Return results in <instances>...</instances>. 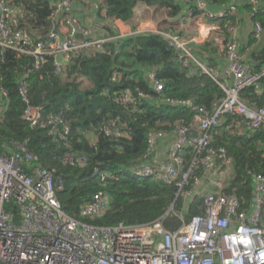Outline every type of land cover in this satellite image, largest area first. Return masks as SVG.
<instances>
[{"label":"built area","instance_id":"obj_1","mask_svg":"<svg viewBox=\"0 0 264 264\" xmlns=\"http://www.w3.org/2000/svg\"><path fill=\"white\" fill-rule=\"evenodd\" d=\"M81 1H52V27L46 41H42L19 27L17 8L11 0H0V49L32 57L33 65L26 75L38 71L52 58L55 72L65 77L67 65L76 56H90L101 52L106 44L127 38L119 33L118 24L123 22L107 17L104 0L94 4L100 24L81 25L73 16L74 5ZM179 1L193 7H184L187 20L234 19L227 28V40L219 38L224 42V63L220 68L210 60L200 61L192 56L189 46L198 42L197 37L159 34L175 53L174 62L182 66L186 78L204 75L216 84L222 96L208 108L191 99L165 96L164 84L152 68L145 73L152 95L126 87L112 100L130 109L148 100L156 106L190 112L189 123L176 121L168 130L151 131L142 155L126 168L138 180L150 179L175 189V198L182 205L178 212L171 206L163 218L174 214L182 221L181 226L169 231L161 219L140 225L121 222L109 227L87 223L85 220L99 219L110 209L111 199L102 191L80 207L79 219H73L62 211L56 198L63 188L62 177L36 165L25 142H12L9 153L0 151V264H264V175L252 170L244 172L251 186L247 201L234 193L227 194L229 177L233 175L232 159L224 147L214 145V132L220 128L238 139L264 130V66L254 71L244 61L236 36L239 8H244L253 20L261 0H228L225 8L208 14L206 0ZM193 11L199 15L194 17ZM263 32L264 27L253 22L255 42ZM119 76L114 74L113 79ZM247 89L254 90L261 105L242 97ZM0 94L6 97L4 91L0 90ZM18 94L24 105L22 119L30 128L46 130L48 136L64 144L70 142L69 124L62 112L43 115L41 107L31 104L24 82L18 85ZM228 117L241 120L226 126ZM123 130L124 125L117 119L104 122L100 129L106 137L117 139L125 137ZM188 132L194 137H187ZM84 135L93 146V134ZM160 143H164V148L159 147ZM62 164L83 169L89 158L84 153H67ZM94 174L100 186L113 178L108 167L94 169ZM194 199L201 200V214L185 221L183 215L190 211ZM9 205L16 208L17 214L10 212Z\"/></svg>","mask_w":264,"mask_h":264},{"label":"trees","instance_id":"obj_2","mask_svg":"<svg viewBox=\"0 0 264 264\" xmlns=\"http://www.w3.org/2000/svg\"><path fill=\"white\" fill-rule=\"evenodd\" d=\"M11 1L21 10L19 27L33 38L46 41L52 27L49 16L53 0ZM206 2L226 7L228 0ZM261 2L263 6L259 7L252 21L264 27V0ZM104 4L107 17L122 22L132 18L138 4L165 9L171 17L184 7L186 10L193 9L192 5L181 4L179 0H104ZM192 13L194 17L198 15L195 11ZM212 22L226 41L227 28L234 24V19ZM254 42L252 39L251 43ZM211 44H208L210 48H205V52L207 59L215 65L217 49ZM249 57L254 61L250 65L254 71H258L264 66V47L249 54ZM174 59L175 53L162 36L153 33L133 35L106 44L101 52L90 56H76L67 65L65 77L55 72L52 58L47 59L38 71L26 75V70L33 65V58L0 49V90L6 93V97L0 94V106L4 109L0 116V151L9 153L12 142H25L36 158V165L53 170L62 177L63 188L56 193V198L62 211L73 219H79L80 207L89 202L96 192L102 191L111 199L110 209L99 219L85 220L87 223L109 227L121 222L140 225L161 219L165 229L177 230L182 224L179 217L169 214L163 218L171 206L174 212H178L182 205L175 198V189L150 179L138 180L126 168L142 155L151 131L168 130L176 121L189 123L191 114L187 109L156 106L148 100H143L136 109L125 108L112 100L126 87L152 95L145 77L146 71L152 68L156 69L158 79L164 84L165 96L191 99L195 104L207 108L222 96L221 90L208 77L186 78L185 70ZM114 74L120 76L114 80ZM21 82L27 85L31 104L41 107L43 115L64 114L71 132L68 144L48 136L46 130L30 128L22 119L24 105L18 94ZM262 86L264 88V78ZM241 95L258 105L262 103L253 89H247ZM116 119L124 125L125 137H106L100 131L102 124ZM240 120L239 117H228L226 126ZM84 133L93 134V146ZM214 133V145L224 147L233 164V175L225 192L234 193L242 201H247L251 186L246 182L244 172L252 170L264 175V130L241 139L230 135L225 128ZM67 153H84L89 158V164L83 169L63 165L62 158ZM104 167L109 168L113 178L100 186L94 169L102 170ZM200 205L201 200L194 199L190 211L183 215L184 220L201 214ZM8 208L11 213L17 214L15 207L9 205Z\"/></svg>","mask_w":264,"mask_h":264},{"label":"crops","instance_id":"obj_3","mask_svg":"<svg viewBox=\"0 0 264 264\" xmlns=\"http://www.w3.org/2000/svg\"><path fill=\"white\" fill-rule=\"evenodd\" d=\"M263 1V0H261ZM97 0H82L74 5L73 16L83 26H89L87 24L96 23L100 24L99 18L95 17L94 4ZM263 6V2H261ZM17 8V17L22 18L20 8ZM225 8L223 4H216L206 2L205 12H217L220 9ZM186 10L183 8L176 16H168V11L165 9H159L155 7H148L144 4H138L134 10L133 15L127 22L119 23L120 34L125 37L138 34H162V33H176L180 36L190 39L197 37L198 42L190 44V50L192 56L200 61H209L205 52V48H210L209 43L212 45H218L221 34L216 31V24L211 21L195 22L193 20L186 19ZM199 15V14H198ZM238 29L236 36L239 39L240 47L239 51L247 63H254L253 59L249 57V54L257 52L263 46L264 32L258 42L251 43L253 33V21L249 18L244 8H239L238 13ZM89 18V19H88ZM89 21V22H88ZM165 25V28L162 26ZM91 27V26H90ZM99 27V26H98ZM203 31V33H202ZM99 35L102 34V29H98ZM252 38V39H251ZM208 46V47H207ZM217 59L215 60L216 67H221L224 63V59L217 51ZM57 60L63 63L62 57H58ZM1 99V96H0ZM4 110L0 106V111ZM160 148H164V143L159 144ZM230 179V178H229ZM201 210V208H200Z\"/></svg>","mask_w":264,"mask_h":264},{"label":"rangeland","instance_id":"obj_4","mask_svg":"<svg viewBox=\"0 0 264 264\" xmlns=\"http://www.w3.org/2000/svg\"><path fill=\"white\" fill-rule=\"evenodd\" d=\"M162 28H165V25H163ZM218 43H219L218 45H215V43H214V47L217 49V51H218V53L220 54V56H222V55H223L224 42H223L222 40L219 39ZM263 47H264V39H263V46H262V48H263ZM87 85H88V84H86V86H87ZM86 86H85V87H86ZM3 111H4V110H1V111H0V116L2 115ZM230 177H231V176H230ZM230 177H229V178H230Z\"/></svg>","mask_w":264,"mask_h":264},{"label":"water","instance_id":"obj_5","mask_svg":"<svg viewBox=\"0 0 264 264\" xmlns=\"http://www.w3.org/2000/svg\"><path fill=\"white\" fill-rule=\"evenodd\" d=\"M186 135L187 137H191V136L194 137V134L192 132H188Z\"/></svg>","mask_w":264,"mask_h":264}]
</instances>
